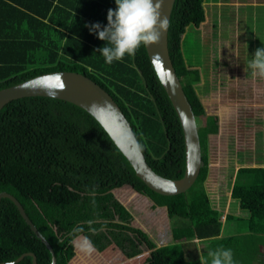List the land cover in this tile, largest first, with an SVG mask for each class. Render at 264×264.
<instances>
[{
    "label": "trees",
    "instance_id": "trees-1",
    "mask_svg": "<svg viewBox=\"0 0 264 264\" xmlns=\"http://www.w3.org/2000/svg\"><path fill=\"white\" fill-rule=\"evenodd\" d=\"M204 2L175 0L167 34L175 73L196 121H203L198 126L202 164L186 192L163 196L147 188L101 126L69 102L24 97L1 108L0 192L12 194L21 203L53 248L56 264L80 262L70 233L73 227L84 226V234L90 236L89 220L96 222L92 226L97 230H117L113 249L122 247L120 233L132 232L123 238L129 248L126 255H138V245L144 242L152 250L138 256L137 261L146 264L183 262L181 242L194 237L205 241L218 235L221 214L212 208L204 185L208 134L216 132L217 118L204 114L194 87L201 80L200 67L187 63L181 39L189 28L196 29L204 22ZM109 9H116L115 0H0V89L48 72L71 71L87 76L117 103L149 166L161 176L178 179L184 171L182 130L144 46L135 55L107 64L97 51L106 42L86 26H107ZM231 198L248 211L244 221L249 231L264 233V167H239ZM143 205L164 209L168 218H174L173 226L156 232L155 213H149L154 225L147 227L154 239L129 226L132 214ZM91 240L95 251L83 253L82 264H93L97 252L104 251L97 236ZM157 242L162 246L157 248ZM25 252L34 253L37 264H50L49 251L13 203L3 198L0 262L12 261ZM16 264H31V257ZM98 264H104L100 256Z\"/></svg>",
    "mask_w": 264,
    "mask_h": 264
},
{
    "label": "rangeland",
    "instance_id": "rangeland-1",
    "mask_svg": "<svg viewBox=\"0 0 264 264\" xmlns=\"http://www.w3.org/2000/svg\"><path fill=\"white\" fill-rule=\"evenodd\" d=\"M243 1L254 4L246 6ZM203 7L204 22L196 29L189 28L181 39L187 63L200 67L201 80L194 87L204 114L217 118L216 132L208 134V176L204 185L209 200L222 203L237 168L264 167V76L254 74L249 67L255 51L264 48V0H205ZM201 124L203 121H197V126ZM144 207L132 214L129 226L141 229L150 239L154 237L147 227L154 221L149 213H155L156 232L166 225L173 226L174 218H168L164 209L147 207V211ZM120 234L122 247L115 249L116 229L102 228L89 236H97L104 250L97 252L93 264H98L99 256L104 264H119L128 256L123 238L132 232ZM142 243L137 251L148 252ZM76 252L78 264H82L83 252ZM175 264L185 263L180 260Z\"/></svg>",
    "mask_w": 264,
    "mask_h": 264
},
{
    "label": "water",
    "instance_id": "water-1",
    "mask_svg": "<svg viewBox=\"0 0 264 264\" xmlns=\"http://www.w3.org/2000/svg\"><path fill=\"white\" fill-rule=\"evenodd\" d=\"M175 0H162L161 18L170 19ZM156 0H154V3ZM168 29L161 33L160 41L144 46L149 63L162 86L167 98L179 121L184 146V171L178 179H170L156 173L146 162L141 147L135 137L129 121L126 119L117 103L93 80L87 76L71 71H55L36 75L24 81L0 89V110L12 100L24 97H48L69 102L87 112L105 131L118 151L132 167L135 176L151 191L163 195L174 196L186 192L195 182L201 168V148L198 136V126L191 105L177 77L168 50ZM55 73L62 74L65 87L54 84L52 77ZM55 91V95L51 94ZM130 130L133 139H126ZM9 199L18 213L37 239L50 253V264H56L53 248L39 232L24 211L21 203L10 193L0 192V201ZM31 257V264H37L32 252H25L12 264L20 262L24 257ZM8 264V262H0Z\"/></svg>",
    "mask_w": 264,
    "mask_h": 264
},
{
    "label": "clouds",
    "instance_id": "clouds-1",
    "mask_svg": "<svg viewBox=\"0 0 264 264\" xmlns=\"http://www.w3.org/2000/svg\"><path fill=\"white\" fill-rule=\"evenodd\" d=\"M115 4V10H108L107 26L99 23L86 25L90 32L97 34L98 39L106 42L97 51L102 54L107 64L121 61L125 55H135L142 45L158 43L161 33L170 27L169 19L161 18L162 0H156L155 3L154 0H115ZM249 67L254 74L264 76V48H258L255 51ZM52 80L60 88L65 87L61 73L53 74ZM51 94L54 96L56 93L52 91ZM126 139H133L130 130L126 132ZM91 195L95 196V189L91 191ZM95 223L93 220L86 222L88 232L92 234L97 232V229L92 226ZM84 233V226L73 227L70 233L73 237L71 243L80 252L91 254L95 251V246L90 237ZM208 256L211 258L210 264H234L231 249L219 248L210 251ZM202 264H208V261L202 260Z\"/></svg>",
    "mask_w": 264,
    "mask_h": 264
},
{
    "label": "crops",
    "instance_id": "crops-1",
    "mask_svg": "<svg viewBox=\"0 0 264 264\" xmlns=\"http://www.w3.org/2000/svg\"><path fill=\"white\" fill-rule=\"evenodd\" d=\"M245 4L248 6L254 3L247 1ZM236 170L232 183L226 192L225 199H223L224 202L221 203L218 200H214V202L216 201L214 203L210 201L212 208L221 214V226L218 235L206 238L205 241L194 237L181 242L183 262L185 264H202V260H207L208 264H210L211 258L208 256V253L219 248L232 250L234 264H264V233H253L249 231L248 225L244 221L249 216L248 211L242 210L239 207V202L231 198V188ZM229 216L233 218H229ZM142 244L145 245V243ZM160 246L162 244L157 242L156 247L158 248ZM138 247L140 248L141 246L138 245ZM146 249L148 252L142 249L138 255L127 256L119 264H146L137 261L138 256L150 254L152 249H148L147 247Z\"/></svg>",
    "mask_w": 264,
    "mask_h": 264
}]
</instances>
